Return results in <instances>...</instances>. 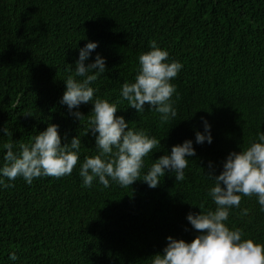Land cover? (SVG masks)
I'll list each match as a JSON object with an SVG mask.
<instances>
[{"label":"trees","instance_id":"trees-1","mask_svg":"<svg viewBox=\"0 0 264 264\" xmlns=\"http://www.w3.org/2000/svg\"><path fill=\"white\" fill-rule=\"evenodd\" d=\"M152 40L183 64L172 81L177 116L166 124L147 104L137 113L120 96ZM88 41L98 47L85 64L97 54L106 59V72L91 85L95 95L118 102L116 115L131 129L160 139L143 172L173 145L193 140L184 181L166 173L156 188L142 180L127 188L81 186L80 164L98 154L88 131L93 105L79 107L80 121L61 98ZM202 118L211 124V144H195ZM50 123L59 125L62 144L80 136L78 164L71 175L31 185L18 177L14 187H0V264H151L168 236L192 241L198 233L187 214L216 208L206 173L218 175L230 152L264 131V0H0V129L12 133H0V166L5 143H28ZM226 224L264 243L255 196L242 197Z\"/></svg>","mask_w":264,"mask_h":264},{"label":"clouds","instance_id":"clouds-1","mask_svg":"<svg viewBox=\"0 0 264 264\" xmlns=\"http://www.w3.org/2000/svg\"><path fill=\"white\" fill-rule=\"evenodd\" d=\"M97 47L98 42L88 41L79 49L75 76L69 75L64 80L66 90L61 98L69 113L80 121L85 115L78 111L79 107L88 103L93 105L88 131L95 138L98 154L86 156L80 164L81 186L90 189L98 182L107 188L110 182H116L127 188L142 180L149 188H156L166 173H175L176 181H184L189 159L196 156L193 140L186 139L173 145L170 153L156 159L143 172L145 157L160 149V139L146 131L131 129L123 116L116 115L118 102L95 95L98 90L91 85L106 72V59L97 54L94 62L86 65L85 61ZM149 48L138 57L139 68L134 82H124L120 96L137 113L144 112L147 104L148 109L159 114L160 122L166 124L177 116L173 100L177 89L172 81L183 64L170 59L169 52L159 47L155 40L150 41ZM202 124L203 131L195 132V144H211V124L206 118H202ZM0 133L12 135L7 128L0 129ZM61 140L59 125L50 123L28 143H5L0 187H14L12 182L18 177L31 185L40 177L71 175L78 164L82 142L79 135L70 143L62 144ZM208 168H213L212 162ZM206 174L214 181L208 196L215 204V210L189 212L186 219L198 234L190 242L168 236L163 253L154 255L151 264H264V243L244 238L241 229L226 224L230 210L239 208L244 196H255L264 211V131L258 132L257 140L249 147L230 152L218 175L214 171ZM4 178L9 183H5ZM243 214H248L247 209ZM17 259L16 253L9 255L10 261Z\"/></svg>","mask_w":264,"mask_h":264}]
</instances>
